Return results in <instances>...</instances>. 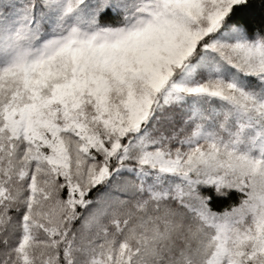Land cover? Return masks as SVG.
Masks as SVG:
<instances>
[{"label":"snow or ice","instance_id":"snow-or-ice-1","mask_svg":"<svg viewBox=\"0 0 264 264\" xmlns=\"http://www.w3.org/2000/svg\"><path fill=\"white\" fill-rule=\"evenodd\" d=\"M0 264H264V0H0Z\"/></svg>","mask_w":264,"mask_h":264}]
</instances>
